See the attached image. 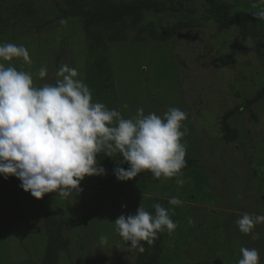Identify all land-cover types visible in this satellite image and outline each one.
Instances as JSON below:
<instances>
[{
    "label": "rangeland",
    "instance_id": "rangeland-1",
    "mask_svg": "<svg viewBox=\"0 0 264 264\" xmlns=\"http://www.w3.org/2000/svg\"><path fill=\"white\" fill-rule=\"evenodd\" d=\"M222 1L230 4L235 12L242 15L246 14L247 6H251L248 8L249 11L256 9L252 7L253 0ZM195 8H197L195 16L202 19L198 21L202 26L205 13L201 11L199 4ZM146 16L148 17H144L140 23L143 28L157 22L164 27L172 24L173 21L166 15ZM212 28V26L208 28L204 25L202 30L205 32L202 31L201 35L194 32L186 39L179 37L174 43L169 41L170 52L178 56L175 57L179 62L176 63L178 67L186 63L184 66L191 71V74H186L182 69L184 76L179 71L174 74L167 72L169 67H165L164 64L169 62V58L167 56L161 62L162 54L159 57L155 55L153 51L157 49V39L151 38L146 29L142 34L148 42L145 50L137 52L130 43L123 46L124 50H131L129 65L120 71L124 82H122V88H118L117 95V101L120 102L123 99L127 101V106L123 109L125 118L135 116L138 108H143L145 114L155 113L158 116H163L170 107L179 108L187 113V118L183 121L185 135L182 142L189 146V149L191 148L189 151L195 161V165L190 169L193 173L191 189L194 192L193 201L201 204L183 202L180 205H170L167 200L168 206L162 205L166 209L173 210L170 216L177 227L171 234L166 233L168 241L165 242L164 254L161 252L160 264H180L184 260L185 252L181 247L185 243L180 241L178 233H181L186 226H192L193 234L205 235L201 239L208 257L205 264H226L228 261L218 257V252H223L224 248L232 250L235 247V250H238L239 244L243 243L247 234L239 231V241L231 246V239L228 238L229 235L223 236L224 231L221 225H230L231 232L236 234L238 228L236 221L242 215H262L261 212L250 214L249 211H255L260 207L264 209V205L260 203V195H264V138L257 135L250 137L246 132L236 151L231 145L223 146L219 143L220 137L215 127L216 118L219 116L218 109L222 114L227 109L241 105L243 103L241 98L243 96L247 98L252 91L250 88H253L255 84L254 78L256 77V81L258 79L257 73L259 79L262 75L264 76V66L261 64L262 61L258 60L253 47L249 46L248 54H240L243 39L238 38V42H235V39L226 36L233 32L227 31L218 35ZM7 33V37L12 39L5 42L24 46L31 62H25L22 58H14L11 62H0L5 63L6 66L11 63L17 70L30 72L35 86L39 87L45 83L55 84L58 79L57 72L62 65L75 68L78 73L77 78L81 80L82 67L72 64L76 58V54L73 53L74 47L81 37L80 28L76 22L70 21L66 26L51 24L45 32L36 36L37 38L17 28L9 29ZM134 35L135 32L128 35V42L133 40ZM126 59L123 58V63L119 65L128 64ZM40 65L47 68V75L43 79L38 76ZM252 69L257 73H252ZM253 75L256 76L253 78ZM216 101L223 103V109L222 104L218 105ZM256 112L260 115V121H264V111L258 108ZM245 117L249 118V114ZM245 117L239 112L232 119L240 132H243L244 122L246 123L247 120ZM99 180H104L106 186L94 183ZM20 183L16 181L15 184H9V191L15 189L26 201L34 204L39 202L41 206H47L46 201L54 200L53 207L61 210L62 217L72 226L71 232L66 233L72 242L59 256L57 264H134L137 248L131 247L118 235L113 222L121 214L125 216L135 214L137 208L141 206L140 203L149 198L165 201L168 198L167 195L174 190L169 180L164 177H161L157 183H148L158 184L155 189L161 191L163 195L158 197L156 190L145 187L144 182L138 177L118 181L115 175L108 174L106 170L104 175L86 176L80 182L79 190H74L67 197L49 193L41 199H36L29 192L23 191L19 186ZM173 193L178 195L182 193V189L176 188ZM0 194H3L1 190ZM7 210L13 216L18 215L13 207ZM12 217L9 220L12 227L7 225L8 217H2L6 225L0 227V232H4L2 233L3 241L10 243L9 245L14 249L20 250L21 254L10 253L9 258L7 255L0 258V264H15L18 262L17 259H30V256L21 248L18 239L17 228L21 229V226L10 222L14 218ZM189 219L192 221L191 224ZM82 225L83 228H81ZM101 235L107 237V243H100ZM257 237V235L251 236L249 240H255ZM216 241L218 244H214ZM24 242L28 245L26 241ZM251 245L247 248H257L256 245L252 247ZM34 251L35 249H32L35 256L32 261H36L40 254V251ZM235 257L242 258L241 253L239 252Z\"/></svg>",
    "mask_w": 264,
    "mask_h": 264
},
{
    "label": "trees",
    "instance_id": "trees-1",
    "mask_svg": "<svg viewBox=\"0 0 264 264\" xmlns=\"http://www.w3.org/2000/svg\"><path fill=\"white\" fill-rule=\"evenodd\" d=\"M197 4H199L201 11L205 13V20H203L202 26L198 23L202 19L195 16L197 13L195 6ZM249 7L251 6H247L246 14L242 15L235 12L230 4L222 0H0V40L5 42L12 39L7 37L9 29L17 28L21 32L37 38L36 36L45 32L51 24L66 26L70 21L76 22V25L80 28L81 37L74 47L73 53L76 54V58L72 61V64H78L82 67L81 80L90 89L92 102H100L108 109H116L125 118L123 109L124 106H127V101L125 102L124 99L120 102L117 101L118 88L121 89L122 82H124L120 71L127 68L129 57H131V50L126 51L123 49L125 44L130 43L131 47L137 52L142 49L145 50L148 42L143 38L142 34L146 29V31H149L151 38L157 39V49L153 51L156 53L155 55L159 57L162 54L161 58L163 59H161V62L167 56L169 58V62L164 64L165 67H169L167 72L174 74L179 71L184 76L182 69L186 74L191 71L184 66L186 63L178 67L176 64L179 63L176 60L178 56L174 52H170L168 43H170L169 41L174 43L179 37L186 39L194 32L201 35L202 27L207 25L208 28L212 26V30H215L218 35L227 31L233 32V34L226 36L230 39H235V42L243 39L241 51H239L240 54H248V48L251 46L256 50L258 60L262 61L261 64L264 66V20L253 16V12L259 9L256 8L249 11ZM149 14L169 16V18L173 19L172 24L163 27L160 22H157V24H150L143 28L140 23ZM132 32H135V35L133 40L128 42V35ZM208 34L213 35L214 33ZM123 58H127L126 63L128 64L119 65L123 63ZM254 72L257 73L256 70L252 69V73ZM255 76L253 75V78ZM257 77V81L256 77L254 78L255 84H253V88H250L252 91L249 92L248 97L243 96L241 98L243 100L241 105L227 109L222 114L220 109H218L220 117L216 118L217 122L214 124L217 129V135L220 137L219 143L223 146L231 145L237 151L240 140L246 132L250 137L257 135L264 138V128H262V126L264 127V121H260V115L256 112L258 108L264 111V76L262 75L259 79L257 73ZM261 102H263L262 105ZM216 103L218 105L222 104L221 108L223 109L224 105L222 102L216 101ZM239 112L244 114V117L249 114V118L245 117L248 123L247 120L246 123L244 122L243 132L241 131L242 135L232 121L233 117L238 115ZM213 129H211L212 132H214ZM205 134L207 135V132ZM190 149L189 146H186V166L182 169L183 178L185 179L183 186H178L175 183V178L168 179L171 183V188L174 187V190L176 188L182 189V193L174 195L173 190L167 197L169 199L178 197L182 203L201 204L193 201L194 192L191 189L193 173L190 169L195 165V161L192 159ZM120 159L122 158L119 153L112 158L104 156L103 152L97 156L98 166H103L108 174L112 173V175H114L113 169L118 164L125 169L129 167L127 163L120 164ZM137 177L149 189L158 187V184H148L159 181V179L153 178L152 173L149 171H143ZM16 181L19 180L13 176H10L7 180L0 176V190L4 194V196L0 194V227L6 225L5 220L2 219L3 216L8 217L7 225L9 227L13 226L11 223L9 224L10 217L13 215L7 210L13 207L18 215H14L15 217L13 216L14 218L12 217L13 220L10 222L21 226V229L17 228L18 239L25 254L30 256L28 260L17 259L18 262L15 264H57L59 256L65 252L72 242L66 234L71 232L72 226L62 217L61 210L53 207L55 204L54 200H48V202L46 201L47 206H41L39 202L34 204L26 201L15 189L9 191L8 185L15 184ZM4 182L5 184H2ZM94 183L106 186L104 180ZM168 189L171 190L169 187ZM155 190L156 196H163L161 191ZM260 196V203L264 205V195ZM168 198L164 199L165 201L159 198H149L145 202L140 203V205L146 211L154 213L152 205L160 203L161 206L165 205L167 207L168 203L166 201L169 200ZM259 212L264 215L262 207L255 211H249L250 214ZM208 216L211 215L208 214ZM221 226L224 231L223 236L229 235L231 246L233 244L236 245L240 238L239 229L237 228L236 234H234L231 232L230 225L222 224ZM83 227L82 225L81 228ZM193 232L192 226H186L181 233H178L180 241L185 243L181 247L185 252L184 260L180 264H205V260L208 258L205 254L206 249L201 241L205 235L201 232L199 235L197 233L193 234ZM2 233L4 232H0V258H4L6 255L9 258L10 253L21 254L20 250L14 249L9 245L10 243L3 241ZM166 233L167 231L157 233L151 244L141 241L144 251L141 252L138 248L135 250L134 264H160L162 253L164 254V249L166 248L165 242L168 241V234ZM256 235L258 236L257 239L249 240L251 236ZM24 241L28 245H25ZM259 241L261 242L260 244ZM263 242L264 223L256 224L252 232L245 236L243 243L239 244L238 250H235V247L232 250L224 248L223 252H218V257L226 259L228 264H236L241 259V257H235L240 252V248H247L252 244L256 245V249L260 254L261 260H259V264H264ZM176 243L178 244V242ZM223 243L227 242L223 241ZM214 244H218L217 241ZM32 249H35L34 252L40 251L36 261H32L33 257H35Z\"/></svg>",
    "mask_w": 264,
    "mask_h": 264
},
{
    "label": "clouds",
    "instance_id": "clouds-1",
    "mask_svg": "<svg viewBox=\"0 0 264 264\" xmlns=\"http://www.w3.org/2000/svg\"><path fill=\"white\" fill-rule=\"evenodd\" d=\"M253 16L264 20V0H253ZM22 58L30 63L26 48L11 42H0V61ZM0 62V176L16 177L20 187L32 197L45 194L61 197L79 190L86 176L104 175L97 156L112 158L119 153L120 164L113 169L118 181L137 177L143 171L153 178H175L183 186L182 169L186 166V144L183 121L187 113L170 107L163 116L145 114L138 108L136 115L124 118L120 111L108 109L103 103L92 102L91 91L80 79L75 68L62 65L55 84L35 86L30 72L17 70L11 63ZM47 75L41 67L39 78ZM170 205H180L178 197ZM122 207H124L122 205ZM154 213L139 206L135 214H121L114 223L118 235L143 252L141 241L153 243L157 233L171 234L177 224L171 219L172 209L160 203L152 205ZM189 223L192 221L189 219ZM264 223V215H242L236 224L243 234ZM100 243L107 237L100 236ZM242 258L237 264H259L255 248L241 247Z\"/></svg>",
    "mask_w": 264,
    "mask_h": 264
}]
</instances>
